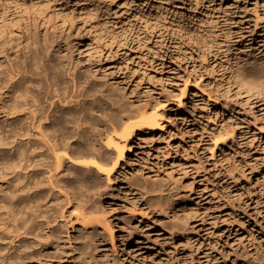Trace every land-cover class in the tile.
<instances>
[{
  "label": "rangeland",
  "instance_id": "rangeland-1",
  "mask_svg": "<svg viewBox=\"0 0 264 264\" xmlns=\"http://www.w3.org/2000/svg\"><path fill=\"white\" fill-rule=\"evenodd\" d=\"M32 1L42 9L29 23L55 31L82 71L127 97L177 95L162 105V130L132 138L121 167L133 180L175 185L179 233L152 227L144 242L159 256L108 238L112 263L261 264L253 250H264V93L239 89L231 71L264 63V0ZM208 36L218 48L204 45ZM121 190L112 192L128 200Z\"/></svg>",
  "mask_w": 264,
  "mask_h": 264
},
{
  "label": "bare ground",
  "instance_id": "bare-ground-1",
  "mask_svg": "<svg viewBox=\"0 0 264 264\" xmlns=\"http://www.w3.org/2000/svg\"><path fill=\"white\" fill-rule=\"evenodd\" d=\"M41 9L32 0H0L2 264H115L108 238L112 248L117 238L121 247L132 239L150 250L144 240L152 227L170 237L179 233L175 185L133 180L121 167L132 138L162 130V105L177 95L127 97L93 68L82 71L63 54L55 31L29 23L27 15ZM204 39L208 49L219 47ZM258 62L232 67L234 84L246 93H264V63ZM112 189H126L129 199ZM262 248L253 251L264 264Z\"/></svg>",
  "mask_w": 264,
  "mask_h": 264
}]
</instances>
